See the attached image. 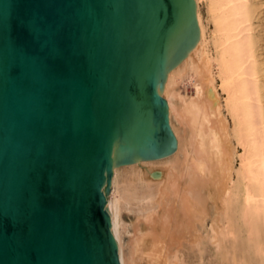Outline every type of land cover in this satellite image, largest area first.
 Wrapping results in <instances>:
<instances>
[{
  "label": "water",
  "instance_id": "water-1",
  "mask_svg": "<svg viewBox=\"0 0 264 264\" xmlns=\"http://www.w3.org/2000/svg\"><path fill=\"white\" fill-rule=\"evenodd\" d=\"M192 0H0V264H119L111 168L172 154Z\"/></svg>",
  "mask_w": 264,
  "mask_h": 264
},
{
  "label": "bare ground",
  "instance_id": "bare-ground-1",
  "mask_svg": "<svg viewBox=\"0 0 264 264\" xmlns=\"http://www.w3.org/2000/svg\"><path fill=\"white\" fill-rule=\"evenodd\" d=\"M259 2L192 0L198 40L165 74L161 90L175 150L161 159L111 168L105 206L119 264H178L175 251L183 241L203 247L199 227L208 219L210 244L224 254L234 253L230 262L264 264V59L259 52L264 40L256 25L263 21ZM174 154H181L177 171L166 161ZM128 165L140 168L130 182L158 181L155 202L162 215L128 221L125 231L131 242L123 256L116 186L118 168Z\"/></svg>",
  "mask_w": 264,
  "mask_h": 264
},
{
  "label": "rangeland",
  "instance_id": "rangeland-1",
  "mask_svg": "<svg viewBox=\"0 0 264 264\" xmlns=\"http://www.w3.org/2000/svg\"><path fill=\"white\" fill-rule=\"evenodd\" d=\"M259 1V0H258ZM261 2V3H260ZM261 12L263 17V23H264V0H260ZM256 23L259 27H257L258 32L262 33V39L264 40V24L263 23ZM262 24V25H261ZM261 25V26H260ZM261 28V29H260ZM263 29V30H262ZM262 48L259 52L264 59V44L262 45ZM263 51V52H262ZM263 54V55H262ZM180 92H184V85L180 84ZM178 89V90H179ZM182 90V91H181ZM181 137H185V134H181ZM181 154H174L166 160L170 165H172L173 169L177 171L180 166V160H181ZM165 161V163H166ZM140 172V168L133 165L128 166H122L118 168V178H117V186L116 190L120 197V240L123 246L122 255L125 256L128 251V246L130 245L131 238L128 233H126V225L128 224L129 220H134L138 217L145 218L147 215H157L160 217L162 214V207L160 204L156 203L155 198L158 192L159 183L158 181H153L150 183H144L141 180L137 179L134 182H130L129 179L133 175H137ZM123 180V181H122ZM128 189V190H127ZM134 194V195H132ZM132 197H131V196ZM148 196H151L148 197ZM158 207L160 210H158ZM152 213V214H151ZM133 218V219H132ZM210 219L206 221L204 224V227H199V230L202 231V240L200 246L193 247L191 244L187 243V241H183L181 243V246L177 248V252L175 251V256L178 264H237L239 261H236V263H232L231 257H234V253H231V256L228 254H224V249H216L215 246L210 244V239L208 238L209 235V225ZM129 235V236H128ZM207 239L206 240V236ZM205 240V242H204ZM187 243V244H186ZM226 246L228 247V243H226ZM190 247H192L190 249ZM216 249V250H215ZM229 249V247H228ZM218 250V251H217ZM199 251V253H198ZM216 251V252H215ZM125 252V253H124ZM202 252V254H201ZM214 252V253H213ZM219 256H218V254ZM226 252V251H225ZM177 253V255H176ZM179 254V255H178ZM222 256H221V255ZM224 254V255H223ZM234 254V255H233ZM179 256V257H178ZM225 256V257H224ZM229 258V262L227 261ZM222 258V259H221ZM226 258V259H225ZM138 264H143L142 261H138ZM240 264V262H239ZM244 264V263H243Z\"/></svg>",
  "mask_w": 264,
  "mask_h": 264
}]
</instances>
